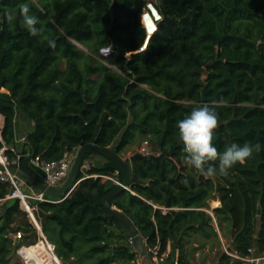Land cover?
<instances>
[{
    "label": "trees",
    "instance_id": "trees-1",
    "mask_svg": "<svg viewBox=\"0 0 264 264\" xmlns=\"http://www.w3.org/2000/svg\"><path fill=\"white\" fill-rule=\"evenodd\" d=\"M215 1L154 2L163 21L147 51L139 53L146 38L141 22L146 0H0V150L16 145L18 113L34 124L19 166L41 181L30 165L33 158L60 161L88 144L122 154L138 134L150 138L161 157L133 163L129 190L114 200L148 248L159 241L165 252L183 229L197 230L208 200L218 197L222 205L214 213L219 223L230 224L234 251L246 255L255 246L264 253V42L228 33ZM256 2L264 11V0ZM25 3L37 27L43 26L37 36L22 26ZM49 40H55V48ZM107 46L113 50L104 58L99 52ZM203 105L219 116L212 141L218 153L232 143L261 145L227 175L205 176L184 162L175 125ZM7 155L16 158L11 150ZM209 163L217 166L218 160ZM117 170L106 160L89 174L112 176ZM119 179L123 182L121 171ZM114 188L88 178L64 202L35 204L42 230L63 263L138 264L134 247H119L130 239L102 204ZM10 193V185L0 182V200ZM20 215L27 213L18 202L3 203L0 264L14 263L7 234L23 230L15 222Z\"/></svg>",
    "mask_w": 264,
    "mask_h": 264
},
{
    "label": "built area",
    "instance_id": "built-area-1",
    "mask_svg": "<svg viewBox=\"0 0 264 264\" xmlns=\"http://www.w3.org/2000/svg\"><path fill=\"white\" fill-rule=\"evenodd\" d=\"M163 21V16L154 2H148L144 8L141 16L142 27L144 29L146 38L145 43L139 49V53L147 51L152 37L158 32L159 24ZM100 56L108 58L112 54V48L110 46L101 48L99 52ZM131 54H128V57ZM4 128V118L0 115V140H2V130ZM27 137L22 139L23 143H26ZM148 145L147 143H145ZM11 150L16 158L10 160L7 151ZM143 151H147L143 148ZM77 149L73 152L66 153L64 158L56 162H46L40 157L33 158L30 162L38 176L49 187L58 188L64 184L67 180L76 157ZM146 155L153 156L151 152ZM156 156V155H155ZM20 151L16 147H4L0 150V165L5 169L7 166H19ZM92 165L84 162L81 169V181L88 178H100L104 183L110 182L114 186H119L122 182L119 179L120 171L110 175H90ZM0 182L10 185L11 193L4 199L0 200V204L7 201L18 202L19 206L28 214V217L36 230V239L34 243H25V235L21 231H15L10 234L14 245V256L22 264H65L57 256L56 248L45 235L42 230L41 221L36 215L37 203H56L55 200L47 197L44 193H41L34 188L30 187L31 192H25L24 185H27L25 181L20 179L17 175L9 173L7 170L0 171ZM34 202V204L31 203ZM168 210V209H166ZM210 218L215 226L218 228V222L216 216L208 211ZM150 258L152 264H182L178 257L170 259L169 254L160 251L159 241L156 246L149 248ZM226 255L229 261L224 264H264V253H258L255 246L251 247L246 255H241L237 252L226 251Z\"/></svg>",
    "mask_w": 264,
    "mask_h": 264
},
{
    "label": "clouds",
    "instance_id": "clouds-1",
    "mask_svg": "<svg viewBox=\"0 0 264 264\" xmlns=\"http://www.w3.org/2000/svg\"><path fill=\"white\" fill-rule=\"evenodd\" d=\"M22 26L32 36H37L43 31V26L37 27L38 19L30 14L27 3L20 6ZM7 19L12 20L13 16L7 14ZM48 45L56 47L55 40H49ZM218 113L208 105L196 106L186 113L182 119L176 122L178 136L183 145L186 155L183 157L185 164L205 176H213L219 172L227 175L228 171L236 164H242L251 158L254 152L261 150L259 143H244L243 145L232 143L224 151L218 153L213 144V133L218 126ZM217 166H211L209 162L217 161Z\"/></svg>",
    "mask_w": 264,
    "mask_h": 264
},
{
    "label": "water",
    "instance_id": "water-1",
    "mask_svg": "<svg viewBox=\"0 0 264 264\" xmlns=\"http://www.w3.org/2000/svg\"><path fill=\"white\" fill-rule=\"evenodd\" d=\"M161 2L162 0H157V4H161ZM94 154H97L112 162L123 173L122 184L111 190L102 200L107 217L109 219L117 220L121 224L130 241L132 242L135 251L142 259L146 261L147 264H152L147 241L136 227L134 222L114 206V200L119 194L129 190L130 184L133 180V163L140 159L158 160L161 157L160 155L145 156L138 154L130 158V160H127L118 154L117 151L111 148H102L96 144L84 145L78 148L72 170L64 184L58 188L49 187L44 182L34 176H31L20 167L7 166L5 169L2 165H0V171L7 170L9 173L17 175L20 179L25 181L28 186L41 193H44L47 197L55 200L56 203H61L71 197L74 191L80 185L82 182V166L87 160L88 156ZM259 214H261V208H259ZM39 215L41 216L40 212Z\"/></svg>",
    "mask_w": 264,
    "mask_h": 264
},
{
    "label": "crops",
    "instance_id": "crops-1",
    "mask_svg": "<svg viewBox=\"0 0 264 264\" xmlns=\"http://www.w3.org/2000/svg\"><path fill=\"white\" fill-rule=\"evenodd\" d=\"M146 1L149 2V0ZM154 2L157 3V0ZM78 46L80 47L81 45ZM82 47L80 48L84 50L83 48L85 47L83 48ZM84 51L87 52V50ZM111 67L112 69H114L119 73V71L114 66ZM142 87L146 88L147 86L142 85ZM2 92L5 94H9L5 90H3ZM18 122H21L22 127L26 129L25 133H20V135H18L16 131L15 134V141H16L15 147L20 151L23 149V146L25 144L22 142V139L27 137L28 134L31 133L34 124L22 113H18L16 117V121H15L16 129ZM121 156L124 159H127V156L124 153H122ZM87 162H89L92 165V167H95L105 164L106 160L101 156L93 155L87 159ZM213 202L216 204V206H218L221 203L219 198L215 199V201ZM220 207L221 206H218L217 208ZM217 208L211 207L210 211L214 212V210ZM161 209L163 210V213L168 212V210H166L165 208H161ZM2 210H3V204H0V211ZM175 210L178 211V209ZM198 210L200 209H197V211ZM204 212L210 216L208 211L204 210ZM202 221L200 224L197 225V230L186 231V229H183L180 234L175 235V239L171 240L168 243L165 252L169 254L170 259L178 257L183 264H224L229 261V258L226 255V251L235 252L233 249L234 240H233L232 232L231 234H229L228 232L229 230L226 228V226H224L222 230L219 229V226L217 228L213 223V221L210 220L209 221L207 220L206 222L205 221L202 222ZM13 233L14 232L7 234V237L11 239L10 234ZM228 240L230 241L231 245H228L227 247L226 243ZM138 264H147V263L146 261H143V259L140 257Z\"/></svg>",
    "mask_w": 264,
    "mask_h": 264
},
{
    "label": "rangeland",
    "instance_id": "rangeland-1",
    "mask_svg": "<svg viewBox=\"0 0 264 264\" xmlns=\"http://www.w3.org/2000/svg\"><path fill=\"white\" fill-rule=\"evenodd\" d=\"M154 1L156 0H149V2H154ZM215 6H217L225 14V22L223 24V27L227 30L228 33L247 37L250 40L258 43L264 42V11L261 9L260 5L256 2V0H216ZM110 47L113 50V46ZM83 49L86 50L85 48ZM130 119L132 120V117ZM16 131L18 135H20V133L26 132V129L22 127L21 122L17 123ZM145 143H147L148 145H146ZM143 148H146L147 151H143ZM148 152H151L152 154H154V156L159 155L155 149L153 141L150 138H145L144 136L138 134L134 142L130 144L123 153L127 156V160H130V158L138 154L148 156L146 155ZM29 188L30 187L28 185H24L25 192L27 193L31 192ZM215 199L208 200L207 202L208 206L207 208L203 209V211L204 210L210 211L211 207L217 208L218 206H221V203L218 206H216V204L213 202L215 201ZM31 203L34 204V202L32 201ZM23 212L25 211L23 210ZM2 214H3V210L0 211V215ZM205 214L206 216L203 219V221L206 222L207 220L209 221L210 216L207 213ZM210 221H212V219H210ZM15 222H17V224L19 225H22L23 227L22 228L23 230H19V231H21L25 235V243L27 244L34 243L36 239V235L33 232L34 227L31 224L28 214L17 216ZM217 222L219 229L222 230L223 227L226 226V228L229 230L228 231L229 234H231L229 223L225 222L224 220L222 221V223H219V221ZM228 245H231L229 240L226 243L227 247ZM119 247L131 249L133 247V244L131 241L129 243L123 242L122 244L119 245ZM13 257L15 264H22L20 261H18V259L15 256ZM143 261L145 260L143 259ZM14 263L12 262V264Z\"/></svg>",
    "mask_w": 264,
    "mask_h": 264
}]
</instances>
